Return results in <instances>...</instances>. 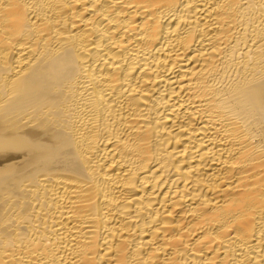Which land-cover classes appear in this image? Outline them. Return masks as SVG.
I'll use <instances>...</instances> for the list:
<instances>
[{"label":"bare ground","instance_id":"1","mask_svg":"<svg viewBox=\"0 0 264 264\" xmlns=\"http://www.w3.org/2000/svg\"><path fill=\"white\" fill-rule=\"evenodd\" d=\"M0 264H264V0H0Z\"/></svg>","mask_w":264,"mask_h":264}]
</instances>
